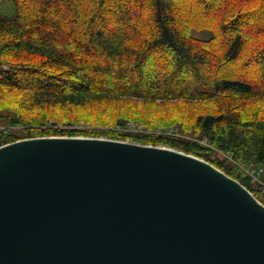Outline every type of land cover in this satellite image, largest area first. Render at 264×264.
Returning a JSON list of instances; mask_svg holds the SVG:
<instances>
[{"label": "trees", "instance_id": "obj_1", "mask_svg": "<svg viewBox=\"0 0 264 264\" xmlns=\"http://www.w3.org/2000/svg\"><path fill=\"white\" fill-rule=\"evenodd\" d=\"M44 137L175 149L264 204V0H0V147Z\"/></svg>", "mask_w": 264, "mask_h": 264}, {"label": "water", "instance_id": "obj_2", "mask_svg": "<svg viewBox=\"0 0 264 264\" xmlns=\"http://www.w3.org/2000/svg\"><path fill=\"white\" fill-rule=\"evenodd\" d=\"M0 264H264V205L175 149L23 139L0 147Z\"/></svg>", "mask_w": 264, "mask_h": 264}, {"label": "built area", "instance_id": "obj_3", "mask_svg": "<svg viewBox=\"0 0 264 264\" xmlns=\"http://www.w3.org/2000/svg\"><path fill=\"white\" fill-rule=\"evenodd\" d=\"M238 166L244 170V172L250 176L254 183H259L264 187V182L261 179V175L264 173L263 168H256L253 164H249V166H245L244 164H238ZM264 191V190H263Z\"/></svg>", "mask_w": 264, "mask_h": 264}, {"label": "rangeland", "instance_id": "obj_4", "mask_svg": "<svg viewBox=\"0 0 264 264\" xmlns=\"http://www.w3.org/2000/svg\"><path fill=\"white\" fill-rule=\"evenodd\" d=\"M115 131H120V132H125V133H130V132H135V133H138V132H140V133H145V132H147V130L143 127V126H141V125H136V124H133V123H129L128 125H127V127H125V128H121V127H117V128H115ZM173 133H175L174 131H173ZM172 132H169V134H173ZM176 135H179V134H176ZM111 140H114V139H111ZM124 142H130V141H124ZM242 170V169H241ZM244 171V170H243ZM263 177H264V174H262L261 175V178L263 179ZM263 181V180H262ZM255 184H257V185H259V186H261L260 188H261V190L263 191L264 190V187L261 185V184H259V183H255ZM264 192V191H263Z\"/></svg>", "mask_w": 264, "mask_h": 264}]
</instances>
